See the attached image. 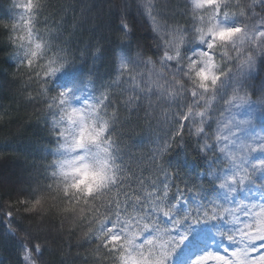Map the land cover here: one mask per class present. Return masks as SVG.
I'll return each mask as SVG.
<instances>
[{
  "label": "snow or ice",
  "instance_id": "6c2138e0",
  "mask_svg": "<svg viewBox=\"0 0 264 264\" xmlns=\"http://www.w3.org/2000/svg\"><path fill=\"white\" fill-rule=\"evenodd\" d=\"M164 7L142 0V16L155 32L161 30L159 17ZM253 7L264 12L255 4ZM18 11L10 2L7 19L0 20V35L4 37L0 40V94L35 109L41 123L48 115H55L53 94L57 89L50 77L59 79L60 73L83 64L88 69L87 86L100 96L97 107L113 114L108 128L113 139L108 143L114 149L116 175L114 182L105 181L98 194L96 190L85 194L91 204L69 202L62 215L74 218L71 227L54 218L25 226L23 222L32 219L27 213L43 209L48 197L61 191L59 182L47 183V166L40 163L42 178L27 194L14 198L0 195V264H168L176 237L192 227L193 219L217 211L229 221L228 229L219 233L226 247L216 256L208 254L205 264H264V203L218 209L200 202V185L183 167L171 163L173 149L180 151L188 122L181 126L155 87L145 90L149 82L157 87L159 82L136 76L139 65L146 63L141 54L137 53L135 60L121 55L119 71L113 59L112 69L101 82L98 69L114 43L113 35H127L116 23L127 15L124 5L116 0H27L20 32ZM117 46L125 52L129 47L123 43ZM44 60L48 63L41 75L34 65ZM126 64L132 66L130 75L124 74ZM240 99L243 102L244 97ZM44 105H50L47 112ZM7 114L3 109L0 120ZM153 121L167 124L168 132L157 138L151 150L145 152L125 142L126 131ZM99 136H104L103 129ZM100 151L108 154L107 148ZM208 173L213 174L211 169ZM4 188L0 180V192ZM20 208L23 215L17 211ZM9 248L15 259L8 255ZM199 249L200 242L193 237L192 244L175 255V264H183Z\"/></svg>",
  "mask_w": 264,
  "mask_h": 264
},
{
  "label": "clouds",
  "instance_id": "9594fccd",
  "mask_svg": "<svg viewBox=\"0 0 264 264\" xmlns=\"http://www.w3.org/2000/svg\"><path fill=\"white\" fill-rule=\"evenodd\" d=\"M144 2L165 6L159 17L160 32L153 31L142 16V0H116L127 10L125 19L116 21L127 35H113L114 43L98 69L101 82L112 69L113 59L119 71L121 55L135 60L140 53L146 63L139 65L136 76L159 82L158 87L149 82L145 90L155 87L181 126L188 122L180 151L173 149L171 163L183 167L200 185V202L218 209L264 203V12L253 7L264 9V0ZM11 3L19 8L16 23L20 32L27 0ZM120 43L129 46L127 52L117 46ZM47 63L44 60L34 65L41 75ZM131 71L132 66L126 64L124 74ZM64 76L69 77L67 82L61 80ZM87 80L88 69L83 64L60 73L59 79L50 77L57 89L53 94L56 109L54 116L48 115L41 122L51 138L44 163L47 183L59 182L61 191L49 196L43 209L27 213L32 219L24 221L25 226L54 218L71 227L74 218L62 215L69 202L91 204L86 193L96 190L98 194L105 181L114 182L116 160L108 143L113 139L108 133L113 114L97 107L100 96L87 86ZM240 97H244L243 102ZM49 106H43L45 112ZM141 125L142 134L132 144L143 149L151 150L157 138L168 132L167 124L153 121ZM101 129L103 137L99 136ZM100 148H107L108 154ZM209 169L213 174L209 175ZM36 198H40L39 193ZM17 211L24 214L23 208ZM191 223L189 230L176 237L168 264H175V255L191 245L193 237L200 242L199 252L186 257L183 264H205L208 254L216 256L226 247L219 233L228 229L229 221L219 211ZM3 224L8 226L7 221Z\"/></svg>",
  "mask_w": 264,
  "mask_h": 264
},
{
  "label": "trees",
  "instance_id": "16d2710c",
  "mask_svg": "<svg viewBox=\"0 0 264 264\" xmlns=\"http://www.w3.org/2000/svg\"><path fill=\"white\" fill-rule=\"evenodd\" d=\"M10 2L11 0H0V20L7 19V6ZM3 39L4 37L0 35V40ZM68 79V76L61 77L63 82H67ZM5 108L8 114L0 120V180L4 181L5 188L0 195L14 198L18 194H27L29 187L42 178L41 164L48 158L46 149L51 138L47 136L41 123L37 122L38 114L32 107L13 103L11 97L0 94V112ZM141 127L142 125L126 131L125 142L132 144L138 135L142 134ZM144 151L147 152L148 149L144 148ZM20 174L25 176L18 183ZM27 175L30 176L26 179ZM56 223L58 226L59 222ZM8 255L15 259L11 248L8 249Z\"/></svg>",
  "mask_w": 264,
  "mask_h": 264
},
{
  "label": "rangeland",
  "instance_id": "374dc122",
  "mask_svg": "<svg viewBox=\"0 0 264 264\" xmlns=\"http://www.w3.org/2000/svg\"><path fill=\"white\" fill-rule=\"evenodd\" d=\"M24 176H25V174H20L19 177H18V181L17 182L20 183L23 180ZM29 176L30 175H27L25 178L27 179V177H29ZM17 182L15 181L16 184H17ZM6 185H8V183H6Z\"/></svg>",
  "mask_w": 264,
  "mask_h": 264
}]
</instances>
